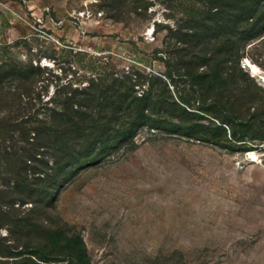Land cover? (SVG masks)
Listing matches in <instances>:
<instances>
[{
	"label": "rangeland",
	"instance_id": "1",
	"mask_svg": "<svg viewBox=\"0 0 264 264\" xmlns=\"http://www.w3.org/2000/svg\"><path fill=\"white\" fill-rule=\"evenodd\" d=\"M261 75L264 0H0V264L56 227L89 264H264ZM115 113L137 119L118 139Z\"/></svg>",
	"mask_w": 264,
	"mask_h": 264
},
{
	"label": "trees",
	"instance_id": "2",
	"mask_svg": "<svg viewBox=\"0 0 264 264\" xmlns=\"http://www.w3.org/2000/svg\"><path fill=\"white\" fill-rule=\"evenodd\" d=\"M227 50L221 49L220 52V57L221 59L224 60L226 57ZM238 58H237V68L239 70L242 69L240 66V58L243 57L242 53H238ZM221 66V65H219ZM215 66L212 67V69H202L201 71H190L187 75V79L189 80V85L190 87H195L196 81L206 83L208 86H214V85H225L229 81L228 76L229 73H233L229 70V73H227V70L221 69V67ZM230 75V74H229ZM232 75V74H231ZM228 76V77H227ZM114 90L117 94L118 100L122 99L124 96L128 98L129 103H134L138 107V112L143 113L144 118L147 120H152L151 114H146V108L145 104L150 101V96H151V89H146L142 91L141 95H138L136 93V90L133 86V84H126V85H121L120 87L113 86ZM64 101L61 103L60 109V115L61 118L60 120V126L64 127L66 126L65 120H66V114L65 111L67 110V104H68V99L69 96L65 94ZM171 99V104L173 106H180L174 99ZM182 110L185 113H189V111L186 108H182ZM120 118H122V114L116 115L114 114V117H111L109 119V124H118L119 129L117 130V134L113 135V138H117L119 135H122L125 132H130L132 124L137 120L135 118H130V121L128 123H122L120 121ZM54 121L57 119V117L54 116ZM182 124H184L186 121L181 118ZM52 121V122H54ZM57 121V120H56ZM79 122V121H77ZM160 122L158 120H154V125L158 126ZM64 123V124H63ZM188 126V125H187ZM185 127V125H181V129L184 130V132L187 135L194 136L192 133L193 131L191 130L192 127ZM179 127V126H178ZM216 127L222 128L220 125H217ZM36 128V126L34 127ZM180 128V127H179ZM188 128L187 131H185ZM56 132L57 131H63L59 130L58 128H55ZM183 132V131H182ZM61 133V132H57ZM184 133V134H185ZM208 134V133H207ZM234 136V135H233ZM98 138L103 139V134L98 132ZM200 138V137H199ZM236 139L237 137L234 136ZM200 139L206 140V141H213L212 137H209V135H206L204 137H201ZM238 140V139H237ZM24 221V220H23ZM25 223L29 225H35L34 221H28L25 218ZM45 244H43L40 247H29L27 244H24L20 250H12L10 254H17L20 256H23L25 258H29L32 260V264H38L34 258L39 259V260H50L51 258L53 259H58V258H67V263L66 264H89V258L86 253V247L84 243L82 242L81 238L79 235L72 233L69 234L67 231H65L62 227H56L53 229H49L46 232L45 235ZM29 255V256H28ZM32 256V258L30 257ZM11 256V255H9ZM19 264V263H18ZM20 264H29L27 262H23Z\"/></svg>",
	"mask_w": 264,
	"mask_h": 264
},
{
	"label": "bare ground",
	"instance_id": "3",
	"mask_svg": "<svg viewBox=\"0 0 264 264\" xmlns=\"http://www.w3.org/2000/svg\"><path fill=\"white\" fill-rule=\"evenodd\" d=\"M246 61V60H245ZM246 66L247 67H250L251 68V70H252V72H254V73H257L259 70L252 64V62L251 61H249V60H247V62H246ZM263 74V73H262ZM255 75V74H254ZM260 80H261V82H262V84L264 85V75H261L260 76Z\"/></svg>",
	"mask_w": 264,
	"mask_h": 264
}]
</instances>
